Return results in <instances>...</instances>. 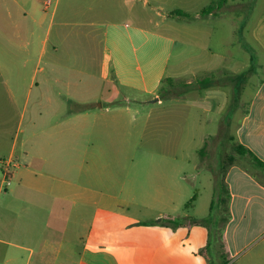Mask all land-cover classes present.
Masks as SVG:
<instances>
[{
    "label": "crops",
    "instance_id": "obj_1",
    "mask_svg": "<svg viewBox=\"0 0 264 264\" xmlns=\"http://www.w3.org/2000/svg\"><path fill=\"white\" fill-rule=\"evenodd\" d=\"M67 1L75 5L62 7L63 20L56 30L54 20L64 0L57 3L45 34L37 39L36 26L27 22L32 18L39 27L45 25L46 17L39 21L35 17L37 0H0V264H227L217 247L208 256L204 253L210 248L209 226L192 223L188 215L179 214L181 183L192 178L179 163L193 162L199 169L196 156H205L209 161L208 139L223 129L228 132L225 138L233 151L235 146L243 145L264 162V13L252 30L254 44L241 37L240 53L235 55L227 49L230 43H224L229 56L202 48L206 65L232 77L240 88L233 98L219 87L192 91L193 107L211 115L205 122L215 133H207L202 146H193V159L180 157L182 147L176 141L169 156L148 158L155 159L152 171L136 172L130 177L128 162L124 167L123 161L115 158H105L112 169L99 170L101 156L87 157L80 138L86 128L115 131L121 119L124 123L122 115L128 113V106L113 108L111 102H104L94 108L96 103L80 100L78 92L71 96L68 61L45 60L50 40L56 42L51 43L54 52L84 47V40L88 48H94L96 42L98 46L103 44L105 52L128 49V33L120 29L100 30L95 28V20L79 23H87L90 30L83 26L79 30L71 28L69 20L73 14L86 15L93 7L85 8L81 0ZM241 1L237 7L241 11L232 16L233 30L240 34L251 18L248 10L252 5V0ZM47 2L45 10L52 4ZM228 3L229 0H222L218 6L223 8ZM216 10L207 15L200 12L196 17H216ZM176 11L184 12L178 9L171 14ZM75 32L76 38H72ZM111 35L119 41L110 42ZM141 36L153 43L154 57L163 59L159 51L169 45L168 36L160 32ZM204 40L211 41V32L205 31ZM190 61L197 66L202 56H196V60L192 56ZM162 64L163 60L150 62V72ZM230 66L241 69L230 70ZM98 68L99 72L104 68L103 74L112 69L128 80V62L113 66L103 61ZM79 78L77 86L83 83ZM26 113L29 133L22 139ZM234 153L223 180L215 186V172L204 169V204L209 209L215 204L228 206L234 214L237 211L244 216L252 206L264 208V173L250 154ZM8 161L11 165L6 166ZM86 163H90L89 170L85 169ZM5 173L10 175L9 184ZM232 176L240 179L236 192L232 190ZM217 177L222 178L220 174ZM247 181L253 185L249 189L242 185ZM224 185L231 193L229 202L221 197ZM196 199L194 196L187 206L191 207Z\"/></svg>",
    "mask_w": 264,
    "mask_h": 264
},
{
    "label": "rangeland",
    "instance_id": "obj_2",
    "mask_svg": "<svg viewBox=\"0 0 264 264\" xmlns=\"http://www.w3.org/2000/svg\"><path fill=\"white\" fill-rule=\"evenodd\" d=\"M45 1L52 2L47 10H45ZM59 1L37 0L39 9L35 17L38 21L46 17L43 22L45 25L39 27L38 24L33 23L32 18L27 19L31 26H36L37 39L40 34H45ZM212 1L215 0H81L85 8L92 6L93 9L86 12V15L73 14L69 20L71 28L79 30L83 26V29L90 30L92 27L87 23L82 26L79 23L95 20L97 22L95 28L100 30L126 31L124 33H128V49H107L104 52L103 44L102 46L100 44V47L96 42L94 48H88L84 40V47L79 46L73 51L64 48L54 52L51 43L56 45V42L50 40L45 60L52 58L68 61L71 96L78 92L80 100L96 103L93 105L94 108L104 102H111L113 108L128 106V113L122 115V118H125L124 123L121 119L115 131L111 130L107 133L86 128L80 133L86 156H101L99 170L107 172L110 168L109 163L105 161L108 157L123 161L124 167L127 161L130 177H134L133 173L136 172L148 173L156 166L155 159H149L153 162H148V158H156L164 154L169 156L172 154L173 142L176 141H180L182 147L180 157L193 159L195 157L193 146H202L205 135L215 133V130L205 122V119L210 118L211 115L193 107L192 101L195 97L193 94L208 87H219L228 91L230 98H233L235 91L240 88L232 81V77L222 72L218 73L216 68L206 65L208 62L204 59L206 52L202 48L209 47L215 54L223 52L229 56L230 51L235 55L241 52V37L248 43L254 44L252 30L264 13V0H252L251 8L248 10L251 18L242 34L233 30L235 20L232 19V16L241 11L237 9L239 4L243 3L241 0H229L227 6L223 8L218 6L216 17L207 19L196 17ZM66 5L75 4L67 0L62 4L60 2V9L54 20V31L63 20L62 7ZM178 9L183 10L188 16L171 14ZM205 31L211 32V41L208 43L204 40ZM146 32H160L168 36L169 45L159 51L163 54V59L160 56L154 57L153 43L145 41L141 36ZM72 38H76V32L72 34ZM54 39L57 40L56 37ZM174 40L177 42L175 43ZM109 41L119 40L118 37L111 35ZM224 43H230V47L227 48ZM226 48L230 51L226 52ZM199 55L202 56V61L197 66L190 64L192 56L196 60V56ZM155 60L159 62L163 60L164 64L155 72H150L149 63ZM208 60L210 64L213 63L211 57ZM103 61L113 66L128 62V80L120 78L112 69L106 71L107 74H103L104 68H100L102 70L99 72L98 65ZM144 61L148 63H143ZM229 69L241 68L230 66ZM78 76L79 81L83 79V83L77 86ZM206 76L212 79L209 85L200 82ZM27 125L26 113L22 125L24 130L21 134L22 139L27 138L29 133ZM226 136H229L228 132L223 129L217 136L208 139L206 154L209 161L205 156L201 159L196 156V165L198 164L199 169H195L193 162L179 163L182 171L192 177L181 183L182 204L179 214L188 215V220L192 223L198 222L209 226L210 248L204 251L207 256L217 247L219 254L224 255L223 260L227 264H264V208L253 209L252 206V209L245 211L244 216H241L242 212L236 211L234 214L228 206L215 204L209 209V206L204 204V185L201 184L206 172L204 169L208 168L215 172L213 179L215 186L217 182L223 180L226 166L231 164L233 160L231 156L235 155L232 146L227 143ZM189 141L192 146L188 145ZM88 164L87 166L86 163V170L90 169V163ZM116 166V170H119V163ZM197 171L201 174H195ZM218 174L222 176L220 180L217 179ZM194 175H198L197 179L193 178ZM237 180L240 181L235 176L230 178L232 190L235 192L241 186ZM242 185L248 189L253 186L249 181ZM206 188L208 189V186ZM194 196H197V199L190 203L191 207H188L186 203ZM221 197L226 198L228 202L231 200V193L226 185Z\"/></svg>",
    "mask_w": 264,
    "mask_h": 264
},
{
    "label": "trees",
    "instance_id": "obj_3",
    "mask_svg": "<svg viewBox=\"0 0 264 264\" xmlns=\"http://www.w3.org/2000/svg\"><path fill=\"white\" fill-rule=\"evenodd\" d=\"M221 1H218L216 3H213L209 5L207 8H205L201 15H207L212 13L215 9H217L218 5H221ZM174 14L179 16H188V14L182 12V11H176ZM203 85H209L212 82L211 77H206L200 81ZM235 82V80H234ZM234 151L239 155H247L250 154L252 156L253 162L255 166L260 169L264 173V162H262L259 158H257L252 152H250L247 148H245L243 145H238L234 147Z\"/></svg>",
    "mask_w": 264,
    "mask_h": 264
},
{
    "label": "built area",
    "instance_id": "obj_4",
    "mask_svg": "<svg viewBox=\"0 0 264 264\" xmlns=\"http://www.w3.org/2000/svg\"><path fill=\"white\" fill-rule=\"evenodd\" d=\"M50 4V2H47L46 3V5H49ZM5 165L6 166H9V165H11V162L10 161H8V162H5ZM5 178H6V183L7 184H9V182H10V175H9V173H5Z\"/></svg>",
    "mask_w": 264,
    "mask_h": 264
}]
</instances>
